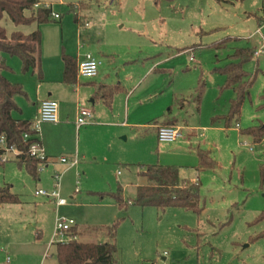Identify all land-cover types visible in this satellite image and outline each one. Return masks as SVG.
I'll list each match as a JSON object with an SVG mask.
<instances>
[{
	"label": "rangeland",
	"instance_id": "rangeland-1",
	"mask_svg": "<svg viewBox=\"0 0 264 264\" xmlns=\"http://www.w3.org/2000/svg\"><path fill=\"white\" fill-rule=\"evenodd\" d=\"M39 3L59 17L15 25L4 15L0 22L7 35L35 29L41 35L40 76L23 72L18 57L2 55L12 70L5 76L24 91L13 115L34 126L38 116L29 104L37 85L44 95L68 88L57 103L69 124L35 128L54 159L74 155L77 162L64 169L68 163L57 161L36 169L32 179L13 152H5L0 187L9 186L21 202L0 204V264H41L43 253L48 264L57 217L87 228L81 241L105 242L106 232L97 229L115 226V264H264V137L243 133L264 126V52L244 65L254 79L231 118L235 94L221 73L233 49H264V0ZM86 51L100 61L97 75L64 85L63 56ZM103 83L112 90L109 104L95 87ZM73 103L92 110V122L79 130ZM169 121L181 136L159 142L155 126ZM197 150L209 151L217 165L198 169ZM153 164L176 167L178 183H197L199 213L131 203L144 182L139 166ZM37 190H57L67 203L56 206ZM118 193L125 208L114 199Z\"/></svg>",
	"mask_w": 264,
	"mask_h": 264
},
{
	"label": "trees",
	"instance_id": "trees-1",
	"mask_svg": "<svg viewBox=\"0 0 264 264\" xmlns=\"http://www.w3.org/2000/svg\"><path fill=\"white\" fill-rule=\"evenodd\" d=\"M39 0H0V22L4 15L15 25H27L35 22L41 24L53 18L51 9L38 4ZM37 5V6H36ZM27 12V13H26ZM40 42L41 35L38 29L24 34L21 31H12L6 34L0 23V163L5 149L13 147L17 154L15 158L19 165H23L29 175L36 176L38 160L29 155L28 147L38 141L31 128V123L25 119H16L13 112L19 111L16 96H23L24 91L18 83L7 79L5 73L11 71L2 55L18 57L23 72L37 71L40 76ZM253 48L241 47L233 49L229 56L231 62L221 70L225 76V87L234 91L235 97L229 104V118L237 116L242 102L254 77L244 70V65L254 56ZM62 81L65 84H74L77 74L76 60L72 56H63ZM243 133L256 137H264V126H252ZM30 136L24 138V135ZM199 161L198 169L211 168L217 163L210 156L209 151L197 150ZM140 176L144 182L136 187L135 198L131 201L139 206H154L159 210L166 207H179L199 213L200 194L197 183H178L177 169L170 165H140ZM9 186L0 187V204L19 203L16 194L10 192ZM102 196V194H100ZM120 208H125L127 202L118 193L114 197ZM115 226L98 228L105 231L108 240L105 242L81 241V237L88 229L78 230L74 225L66 235L71 237L66 242L55 243V257L60 264H115L117 247L115 244Z\"/></svg>",
	"mask_w": 264,
	"mask_h": 264
},
{
	"label": "built area",
	"instance_id": "built-area-1",
	"mask_svg": "<svg viewBox=\"0 0 264 264\" xmlns=\"http://www.w3.org/2000/svg\"><path fill=\"white\" fill-rule=\"evenodd\" d=\"M44 7L47 8L49 6L44 5ZM51 17L55 19L58 18L59 15L57 13L51 12ZM263 52H264L263 48L257 49L254 52V56H258ZM189 59L192 60V57H190ZM99 64L100 62L91 53L86 52L81 56L80 60L77 62V75L81 78H86V79L93 78L98 73ZM57 112H58L57 102L52 99H44L39 103L38 115H37L38 118L35 123L36 124L41 122L56 123L58 120ZM91 115L92 113L90 109L84 106H79L75 118L76 129L80 128L83 125L88 124L89 120L91 119ZM35 125L33 126L31 124V128L36 132H38L37 129L35 128ZM36 135L37 134H34L33 136L36 137ZM180 136H181V132L179 126L161 125L158 126L157 128V139L159 142H173L177 140ZM29 137L30 136L26 134L24 135V138H29ZM8 151L17 154L16 150L13 147H9L5 149V152ZM28 152L30 156L38 160V164L36 168L37 171H42L47 166L48 159L40 143L38 141L31 143L28 147ZM60 161L62 163H68L71 166L75 165L77 162L75 158H73L72 160H66L65 158H61ZM59 179H60V174H55L56 186H58ZM77 184L78 182L76 181V185ZM77 191L78 189L75 188V192ZM35 195L38 196L41 195V196H46L48 198H52L56 206H61L67 203V201L64 198H60L57 190L51 192H44L42 190H37L35 191ZM74 225H75L74 221L70 218L57 217L55 219V224H54V233H53L54 239L51 243L66 242L65 238L68 237L66 233Z\"/></svg>",
	"mask_w": 264,
	"mask_h": 264
},
{
	"label": "crops",
	"instance_id": "crops-1",
	"mask_svg": "<svg viewBox=\"0 0 264 264\" xmlns=\"http://www.w3.org/2000/svg\"><path fill=\"white\" fill-rule=\"evenodd\" d=\"M38 4H41V3H39L38 2ZM27 13V12H26ZM86 52H88V51H86ZM86 52H83L82 54H76V58H75V60H76V65H77V62L80 60V58H81V56L84 54V53H86ZM90 53V52H89ZM93 55V54H92ZM190 58V57H189ZM4 60H5V62H6V64L8 65V59H6L5 57H4ZM98 60V59H97ZM99 61V60H98ZM100 62V61H99ZM9 66V65H8ZM99 66H100V64H99ZM10 67V66H9ZM99 68V67H98ZM62 70H63V65H62ZM12 71V70H11ZM10 71V72H11ZM10 72H8V73H10ZM5 75H6V73H5ZM62 78V77H61ZM77 78H81V77H79L77 74H76V79ZM61 82L64 84V85H68V84H65L62 80H61ZM95 87H97V88H100V89H102V90H104L103 92V100L105 101V103H108L109 104V102L111 101H108V99L110 98V94L112 93V90L110 89V88H107L106 87V85H105V83H103V84H98L97 86H95ZM42 88H44V87H41L40 85H37V89L39 90L36 94V97H35V99L34 100H36L35 102H30V106H32V110L34 111V115H38V107H39V103H40V101H42V100H44V99H52V100H55L56 102H58V103H60V105H61V103H62V97H61V93L62 92H68V88H66L65 86H61L60 87V91L61 92H59V91H54V90H51V91H48L45 95L42 93ZM41 94H42V96H41ZM97 99H98V97L96 96V97H93V99H91V102L92 103H94L95 101H97ZM15 101H16V99H15ZM60 101V102H59ZM71 101H69V103H70ZM57 103V104H58ZM68 102L66 101V104H67ZM73 104H75V103H73ZM79 107V106H78ZM78 107H77V104H75L74 105V112H73V122H74V125H75V118H76V113H77V109H78ZM91 110V109H90ZM20 111V110H19ZM91 113H92V110H91ZM57 115H58V120H57V122L56 123H52L53 124V126L55 127L54 129H59L60 127H62V126H67L69 123L66 121L67 119H66V116H65V114L63 113V110H58V112H57ZM67 115V114H66ZM68 116V115H67ZM13 117L14 118H16V119H24L23 117H17V116H14L13 115ZM66 119V120H65ZM25 120H27V121H29L28 119H25ZM92 120H93V115L91 116V119H90V121L92 122ZM30 122V121H29ZM32 124V123H31ZM175 125V126H177L176 125V123L175 122H171V121H169V122H166V123H161L160 125H158V126H161V125ZM84 126V125H83ZM158 126H155V128H156V132H157V128H158ZM82 127V126H81ZM80 127V128H81ZM80 128H78V129H76V125H75V129L76 130H79ZM36 137H37V139L39 140V143H40V145L42 146V148L44 149V151H45V154L47 155V159H48V163H47V166L46 167H48L49 165H53V166H57V164H58V162H61L60 161V159L61 158H65V157H60L58 160H56V159H54L53 158V156H52V154L51 153H48L47 151H46V148L44 147V144H43V141L41 140V136H39V132H37V135H36ZM14 154V156H15V153H13ZM74 158V155H71V156H69L68 158H65L66 160H72ZM58 161V162H57ZM162 165V164H161ZM171 166V165H170ZM45 167V168H46ZM71 167H74V166H71L70 164H68V166H66L64 169H67V168H71ZM64 169H63V171H64ZM28 173V172H27ZM57 174V173H56ZM31 176V175H30ZM60 176H61V174H60ZM32 177V179H36V177H37V174H36V176L35 177H33V176H31ZM137 187V186H136ZM74 193H76L75 192V190L73 191ZM19 198V197H18ZM53 203H54V200L52 199V198H49ZM21 201H20V199H19V203H20ZM15 204H18V203H15ZM76 226V228L80 231V230H85V228H82V227H78L77 225H75ZM83 235L85 236L86 235V237H87V235H89L88 234V232H84L83 233ZM83 235H81V237L83 236ZM51 244H54V258H50V260H49V263L48 264H60L59 262H58V260L56 259V257H55V243H51ZM41 255H43V256H41ZM41 255H39V262L41 263V264H44L45 262H46V258L45 259H43V257H44V253L43 254H41Z\"/></svg>",
	"mask_w": 264,
	"mask_h": 264
}]
</instances>
